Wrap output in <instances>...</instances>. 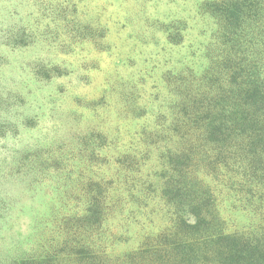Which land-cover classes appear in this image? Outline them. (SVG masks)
Listing matches in <instances>:
<instances>
[{
	"label": "rangeland",
	"instance_id": "rangeland-1",
	"mask_svg": "<svg viewBox=\"0 0 264 264\" xmlns=\"http://www.w3.org/2000/svg\"><path fill=\"white\" fill-rule=\"evenodd\" d=\"M251 3L0 0V264H229L219 236L264 246V138L233 127L264 85Z\"/></svg>",
	"mask_w": 264,
	"mask_h": 264
},
{
	"label": "trees",
	"instance_id": "trees-1",
	"mask_svg": "<svg viewBox=\"0 0 264 264\" xmlns=\"http://www.w3.org/2000/svg\"><path fill=\"white\" fill-rule=\"evenodd\" d=\"M254 1L255 0H252V3L248 6L253 8ZM241 13L240 8L239 10L238 8H233L228 12V14L235 19H237V17L240 18L242 15ZM240 76L241 75L236 74V76L232 77L237 86H240L238 81L244 79ZM247 79L250 80V76H248ZM238 96L236 101L238 102L237 107L240 113L233 112L235 120V122H233V127H235V130L244 128V131L247 130L249 133H253L256 138H264V85L260 84L259 86H255L253 83L251 87L245 89L241 96ZM225 112L224 109L222 113L220 112V118L222 117L221 120H223V122L219 123L217 134L223 137H229L232 129L224 122L225 119L223 118V114ZM238 134L240 133L238 132ZM177 173L180 175L182 172L178 171ZM178 187L176 183L167 184L164 188V195L167 196L173 191L178 192V189H180ZM204 207L203 205L201 207L195 205L191 208V213L195 218V224L188 226L191 230H198V228L206 226L205 215L207 211H202ZM184 224H186V222H184ZM217 244L223 260L229 261V264H255L260 262V260H264V246H260L261 243L256 241L253 242L248 238L234 235H221L218 238Z\"/></svg>",
	"mask_w": 264,
	"mask_h": 264
}]
</instances>
